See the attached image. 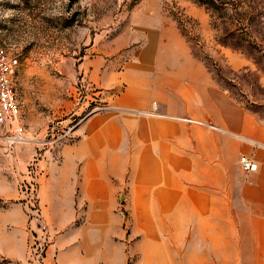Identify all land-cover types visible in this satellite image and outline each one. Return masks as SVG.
Instances as JSON below:
<instances>
[{
  "label": "rangeland",
  "instance_id": "1",
  "mask_svg": "<svg viewBox=\"0 0 264 264\" xmlns=\"http://www.w3.org/2000/svg\"><path fill=\"white\" fill-rule=\"evenodd\" d=\"M0 45L21 102L0 126V264H264L247 233L195 231L172 206L189 169L255 162L229 168L227 137L264 124V0H0ZM99 137L128 168L75 156ZM83 179L97 198L57 197Z\"/></svg>",
  "mask_w": 264,
  "mask_h": 264
},
{
  "label": "crops",
  "instance_id": "2",
  "mask_svg": "<svg viewBox=\"0 0 264 264\" xmlns=\"http://www.w3.org/2000/svg\"><path fill=\"white\" fill-rule=\"evenodd\" d=\"M128 71V70H127ZM249 128H243L242 131H236L238 137L244 139L237 142L235 138L227 137L228 141H232L234 146L229 151L227 163L229 168L236 166L234 161L238 152H245L248 156L255 160L257 164L254 170H245L239 158L237 163V174L224 175L223 172L213 175V170L209 167L203 168L201 174L189 169L187 171L190 176V182L194 184L191 187L190 195L187 200L182 197L180 182H173V213L176 221H181V216H185L190 225H194V230L199 232H225L240 233L242 237L237 239L244 242L247 233L248 240L254 241V247L259 249L258 257L264 260V124L254 117H251ZM225 141V140H224ZM114 145V141L103 139H92L85 142L76 149L75 156L79 158L86 155L90 158V162L96 169V174L102 172L103 161L108 159L112 161L121 160L123 166L128 168V152L120 156L114 148H110V152L103 151L105 144ZM72 149H68L70 153ZM128 151V148H127ZM229 160V161H228ZM232 162V163H231ZM235 168V167H234ZM174 178L180 177V172H175ZM95 183V182H92ZM64 183H60L59 194L57 197H65L68 199H92L97 198L100 192V181L98 180L94 187L89 181L77 180L74 184L70 183L69 187L62 188ZM231 185V186H230ZM51 187L47 182L43 186V198L51 199ZM229 190L233 191L230 195ZM95 195V197H94ZM163 197L159 198V207ZM165 199V198H164ZM185 201L182 203V200ZM183 205V212L182 210ZM48 217L51 219V213L48 210ZM176 225V223H174ZM56 225V224H55ZM58 228L59 226L56 225ZM193 229V228H191ZM247 240V239H246ZM242 247L248 246L242 243ZM6 247L0 246V251L5 252ZM22 255V253H20ZM263 262V261H262Z\"/></svg>",
  "mask_w": 264,
  "mask_h": 264
},
{
  "label": "built area",
  "instance_id": "3",
  "mask_svg": "<svg viewBox=\"0 0 264 264\" xmlns=\"http://www.w3.org/2000/svg\"><path fill=\"white\" fill-rule=\"evenodd\" d=\"M17 58L10 55L7 48L0 45V126L15 120L21 112V102L13 80ZM23 128L20 126L18 132ZM245 170H254L257 164L247 156L241 158Z\"/></svg>",
  "mask_w": 264,
  "mask_h": 264
},
{
  "label": "trees",
  "instance_id": "4",
  "mask_svg": "<svg viewBox=\"0 0 264 264\" xmlns=\"http://www.w3.org/2000/svg\"><path fill=\"white\" fill-rule=\"evenodd\" d=\"M202 4H206V5H210L211 4V0H199Z\"/></svg>",
  "mask_w": 264,
  "mask_h": 264
}]
</instances>
